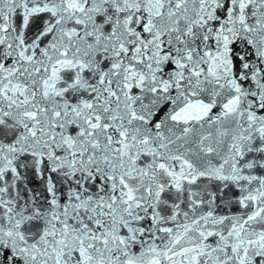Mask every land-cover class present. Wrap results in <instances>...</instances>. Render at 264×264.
<instances>
[{
    "label": "snow or ice",
    "instance_id": "obj_1",
    "mask_svg": "<svg viewBox=\"0 0 264 264\" xmlns=\"http://www.w3.org/2000/svg\"><path fill=\"white\" fill-rule=\"evenodd\" d=\"M0 264H264V0H0Z\"/></svg>",
    "mask_w": 264,
    "mask_h": 264
}]
</instances>
